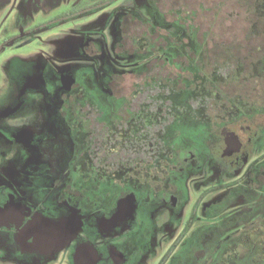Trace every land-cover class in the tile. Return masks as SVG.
Segmentation results:
<instances>
[{"label": "flooded vegetation", "instance_id": "obj_1", "mask_svg": "<svg viewBox=\"0 0 264 264\" xmlns=\"http://www.w3.org/2000/svg\"><path fill=\"white\" fill-rule=\"evenodd\" d=\"M184 14L190 26L182 29ZM89 15L71 41H50L60 60L43 70L48 75L33 70L30 85L47 97L38 134L23 127L22 150L0 153V257L8 264H217L234 239L264 232V0H0V24L7 20L22 36ZM134 35L147 40L135 43ZM16 38L3 45L17 48ZM74 65H96L105 79L100 90L126 104L116 107L121 125L132 115L125 107L158 111L155 123L124 141L89 118L97 157L114 170L117 160L131 169L126 183L110 180L86 203L81 195L88 194L73 188L76 167L58 165L44 145L70 141L79 122L77 96L64 105L76 87ZM167 82L193 95L185 103L195 136L185 146L181 130H166L161 118H173L161 102ZM84 99L82 106L93 105ZM190 190L198 193L193 199Z\"/></svg>", "mask_w": 264, "mask_h": 264}, {"label": "rangeland", "instance_id": "obj_2", "mask_svg": "<svg viewBox=\"0 0 264 264\" xmlns=\"http://www.w3.org/2000/svg\"><path fill=\"white\" fill-rule=\"evenodd\" d=\"M93 18L94 16L92 15L77 18L70 22L60 23L58 26L53 27L50 30L35 31L24 36L21 35L23 31L19 27L11 28L10 25L8 26L7 20L0 24V47H5L3 43L6 40L14 39L17 35L20 37L22 36L21 39L16 38L15 40L19 43L17 48L13 47V42L12 44L6 45L7 47L0 52V73H2L0 87L5 91V96L0 99V133L2 132V129L5 132V134L0 136V153L5 152L8 154H14L15 156L22 150V146L18 141V135L23 127H30L35 135L38 134L35 125L43 120L44 116L42 113H44L46 108L47 97L46 94L39 93L30 85V79L35 76L36 72H33V70L36 67L42 71L44 69L51 71L60 60V57L54 52L55 44L50 41L52 39L61 40L63 38L71 41L74 34H76V31L82 25L91 23ZM179 19L181 21L180 26L182 29L187 24L190 26L189 14H184L179 17ZM89 33L93 35V31H90ZM203 37H206V31H203ZM133 40L135 43L140 44L143 41L146 42L147 37L134 35ZM17 42H15V44H17ZM141 49V46L138 48L134 47L133 52L138 51V53H141ZM196 52H198V50ZM38 57L40 59H38ZM95 66L74 65L72 68L76 87L66 92L64 105L68 104L71 106V103L69 102H72L77 96L75 101L76 103H80L79 107L81 110H78L79 122L75 125V132L70 136V141L67 137L60 136L56 141L44 144L49 151L53 152L55 157L58 156V165L61 166L67 164L68 161H71L70 165L73 164L74 167H76L75 181L77 184L73 186V188H76L81 194H83L82 192L88 194L86 197L81 195L83 203H86V200L88 199L95 200V196H97L96 193H98L100 189L102 190V184L106 182L112 181L114 183V181L117 180V182L123 181L126 183V175L131 169L129 162L125 160H117L118 168L114 170L112 164L105 163L102 157H97L98 149H92V130L89 128V118L95 119V121H98L99 123H104L100 127L107 133L108 137L116 135L113 139L124 141L131 140L132 138L134 139L137 134L136 129L140 130L149 123H155L158 116V111H155V113L147 111L148 105L146 103L142 105L140 108L141 110L138 111L139 114L136 110L131 113L128 111L129 107H125L123 112L132 115L126 122V125H121V117H118L115 113L116 107L125 106L126 104L122 105V99H118L116 103H114V99L112 100L108 98L107 94L100 90V85L102 82L105 83V79H101L103 75L98 79L99 71ZM48 73L49 71L45 70L41 75L46 76ZM44 79H46V77H44ZM131 80L132 78L123 79V86L126 85L125 87L129 88ZM164 87H166L168 93L161 99L162 106L165 104L169 109L168 113H171L170 116L173 118H171L170 121L167 117L161 118L165 119V124L167 123L168 128H166V130H174L175 127L176 130H181L182 136L178 141L181 144L180 146H185L188 144L186 139L195 136V132L192 128L194 125L190 121L191 112L188 109L187 103H185L188 102L193 95H190L185 91H181L177 94V91H174L175 88L172 85L169 86L168 82ZM78 90L80 92H78ZM174 92H176V94ZM49 93H51V91ZM88 97L93 105L82 106V104L84 105L87 103L84 98ZM21 114L25 117L31 116V120L18 126L10 125L8 123L9 119L21 116ZM133 115L134 120L131 119ZM185 116H188L187 122H183L182 117ZM163 126L164 125L162 124L161 127ZM172 134L173 133L169 134L167 131L165 132L164 139L167 141V144L172 143L176 138H174ZM75 150L76 152L73 154L72 152ZM90 155H92V160L94 158V160L97 161L99 165L98 170H95L93 167L92 160L89 159ZM1 159L2 154H0V163H3ZM105 168L110 172L106 173ZM85 177H88V181H83ZM144 187L145 186L139 187V190L143 195L142 199L147 198V193L149 195L148 188L145 187L142 191ZM196 194L198 195V193L190 190L191 199L195 198ZM73 200L76 201V197H73ZM149 206L150 205L145 200L143 203L144 210L148 209ZM224 248L225 247H222L220 249L222 250ZM174 250L176 251L177 248L174 247ZM0 251L2 250L0 249ZM241 252L244 253L245 261L250 264H263L264 232L259 234L256 230L255 232L242 235L241 238L234 239L233 242L229 243L227 249L223 250V253L229 255L228 258L220 257L217 260V264H237L239 259L238 256ZM171 253L174 254L175 252L171 251ZM0 264L8 263L4 258L0 257Z\"/></svg>", "mask_w": 264, "mask_h": 264}, {"label": "clouds", "instance_id": "obj_3", "mask_svg": "<svg viewBox=\"0 0 264 264\" xmlns=\"http://www.w3.org/2000/svg\"><path fill=\"white\" fill-rule=\"evenodd\" d=\"M0 78H2V73H0ZM4 96H5V91L2 87H0V99H2ZM22 121H23V117L18 116V117L9 119L8 123L10 125L18 126V125L22 124Z\"/></svg>", "mask_w": 264, "mask_h": 264}, {"label": "snow or ice", "instance_id": "obj_4", "mask_svg": "<svg viewBox=\"0 0 264 264\" xmlns=\"http://www.w3.org/2000/svg\"><path fill=\"white\" fill-rule=\"evenodd\" d=\"M21 117H23L22 124H23V123H27L28 121L31 120V116H27V117H25V116H23V114H21ZM2 219H3V210L0 209V221H2ZM0 255H3V253H0Z\"/></svg>", "mask_w": 264, "mask_h": 264}]
</instances>
